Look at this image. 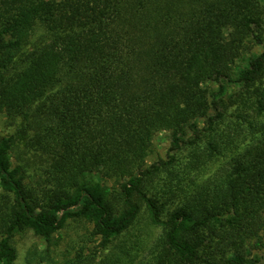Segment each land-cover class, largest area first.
Masks as SVG:
<instances>
[{
	"label": "trees",
	"instance_id": "1",
	"mask_svg": "<svg viewBox=\"0 0 264 264\" xmlns=\"http://www.w3.org/2000/svg\"><path fill=\"white\" fill-rule=\"evenodd\" d=\"M0 115L19 127L0 136V264L27 233L47 264H88L57 263L56 235L85 222L106 248L141 214L161 233L140 264H264L249 247L264 231V0H0ZM163 132L167 160L149 165ZM184 148L166 216L174 200L147 186ZM223 157L220 177L190 180Z\"/></svg>",
	"mask_w": 264,
	"mask_h": 264
},
{
	"label": "rangeland",
	"instance_id": "2",
	"mask_svg": "<svg viewBox=\"0 0 264 264\" xmlns=\"http://www.w3.org/2000/svg\"><path fill=\"white\" fill-rule=\"evenodd\" d=\"M262 52L263 49L261 47L254 46L251 53H246L244 58H249L252 54H260ZM250 113L254 115L253 111H250ZM18 129L19 127L15 125L12 126L8 122L5 115H0V136L18 134ZM243 129L244 133L249 136L250 130L247 122L243 124ZM21 137L19 133L16 138L19 147L23 149L24 144ZM170 146V133L163 132L158 134L154 141L153 153L148 158V164H153L159 160H167ZM190 154V150L184 148L177 154L178 164L172 171L174 175L165 173L162 174V177L151 180L148 183L147 188L149 195L152 196L159 192L160 195L158 196L161 198L162 203L171 198L174 200L164 208V215L166 216L176 210L184 202V193L168 196L170 194L168 190L169 182L176 179L177 174L184 177L187 173ZM13 160L16 162V154H14ZM233 162L234 161H232L230 157L215 159L213 162L202 166L197 173L190 176V180H194L195 183L203 185L213 178L220 177ZM31 172H33V170H31ZM164 180L167 182V187L163 184ZM190 180L188 184L192 183ZM176 182L178 183L177 179ZM32 183L34 184L35 181ZM188 184L182 185V187L187 190L189 188V186H187ZM162 190H165V193L168 192L167 196L161 194L160 191ZM92 231L93 227L85 222H70L60 234L56 235L55 243L51 248L52 258L55 259L57 263H63L68 259L74 258L78 253H83L86 257L95 258L90 259L89 261H93H88V264H140L144 261V258L150 251V247L153 246L155 240L161 233L160 230L153 228L148 223L145 214H141L131 230L106 248L101 246V241L91 236ZM15 243L19 253L17 264H30L27 259L31 260V264H47L45 260L41 259L46 257L45 252H43L46 243L42 239L35 237L32 233H27L17 235L15 237ZM249 247L252 255H257L264 261V231L261 232L258 238L249 242Z\"/></svg>",
	"mask_w": 264,
	"mask_h": 264
}]
</instances>
